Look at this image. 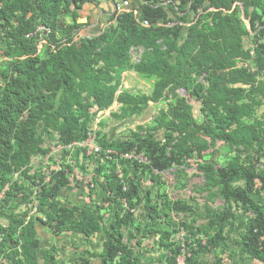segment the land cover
I'll return each mask as SVG.
<instances>
[{
    "label": "trees",
    "instance_id": "trees-1",
    "mask_svg": "<svg viewBox=\"0 0 264 264\" xmlns=\"http://www.w3.org/2000/svg\"><path fill=\"white\" fill-rule=\"evenodd\" d=\"M99 4L0 0V264H58L57 247L39 258L38 223L56 238L105 235L102 251L77 264H143L138 239L156 237L167 254L158 264H177L181 247L173 239L181 229L187 233L185 264H226L237 211L247 217L237 244L240 263L264 264V208L253 200L264 198V0H182L181 9L190 6L186 14H170L159 0H141L140 17L151 28H141L131 11L112 14L108 29L83 37L88 25L79 23L82 13ZM42 40L51 46L48 55L39 53ZM132 51H142L138 62ZM128 72L154 81L152 94H119ZM161 102L168 110L125 141H111L106 121L96 122L114 103L120 109L110 116L123 122ZM90 134L98 153L79 147ZM53 147L60 148L58 164ZM219 149L228 155L224 168L203 162ZM126 154L147 162L124 159ZM45 159L56 166L49 175ZM88 167L93 188H81L75 171L86 175ZM129 167L159 183L173 170L176 176L195 172L204 182L197 192H210L208 202H223L220 217L198 214V205L166 194L154 202ZM76 187L91 204L58 205L62 190ZM99 189L104 197L95 201ZM150 198L151 227L145 230L132 211ZM36 202L45 221L32 214ZM177 216L191 220L176 222ZM229 252L230 258L236 254Z\"/></svg>",
    "mask_w": 264,
    "mask_h": 264
},
{
    "label": "rangeland",
    "instance_id": "rangeland-1",
    "mask_svg": "<svg viewBox=\"0 0 264 264\" xmlns=\"http://www.w3.org/2000/svg\"><path fill=\"white\" fill-rule=\"evenodd\" d=\"M116 1L121 2V0H116ZM101 2H103V4L104 5L106 4L105 6H107V3L105 0H101ZM131 2H135L134 3L135 5L132 3L133 8H136L138 6V3L136 0H131ZM87 8H88V6L85 8V10ZM189 8H190V6H189ZM97 9H98V6H96L94 9H92V11H95ZM182 9L184 11V14H186L185 11L188 10L187 6H184ZM85 10H84V12H85ZM89 10H91V9H89ZM66 22L69 23L70 21L65 19L64 23H66ZM79 23H81V24L84 23V19L81 18L79 20ZM108 23H111V22L108 21ZM84 24H86V23H84ZM245 24L247 25L248 28H250L248 21H246ZM100 28L102 29V28H104V26H101ZM185 28L186 29L189 28V25L185 26ZM249 44H250V41L246 40L245 45L248 46ZM50 48H51V46L47 45V42L42 40V42L40 43V45L38 47L39 53L44 50V53H42V54L48 55L50 53L49 52ZM139 58H140V56H136V55H134V57H133L134 60H138ZM122 80H123V87H122V90L119 92V94H122L123 92L124 93L127 92V93L135 95V96H140V95L141 96L142 95L150 96L153 92L154 81L143 79L141 76H139L135 72L125 73L123 75ZM148 105H149V107L144 111L142 116H137V117H134L132 119H127L123 122H119V121L114 120L110 116L112 113H118L119 109H120V105H117L114 103L111 109H109L108 111L100 112L98 114V118H97L96 122L102 121V120L106 121L107 127H106V130L104 131V134L109 139H112V140L117 139L118 141H125L127 138L130 137V135H129L130 132H135L137 130V127H139V126L146 127V126L151 125L152 120L158 116L160 111H167L168 110V105H167V103H164V102L163 103L161 102V103H158L155 105L152 103H149ZM193 105L195 106V111H198L199 110L198 105L194 104V103H193ZM94 129H97V127H95ZM141 136L142 137L144 136V132L141 133ZM219 151H217V154L215 156L206 157V159L203 162H211L213 164H216V168H218V169L224 168L227 165L228 155L225 154L223 152V150H221V149H219ZM59 152H60L59 148L58 149L54 148L52 156L54 158L55 164H58L61 161V154H58ZM145 159L146 158L141 157L140 159H136V160L140 163H145ZM42 162L45 163L44 164V172L47 175H49L52 171H54V168H56L55 165H51V167H50V165L47 164L48 163L47 159L43 160ZM34 163L35 162L31 161V165ZM39 164H41V161H39ZM88 171H89V174H86V175H83L81 172L79 173L78 171H75L76 177H78L79 180L82 181L81 184L78 183L81 188L85 187L87 189V188H90V186H92L91 182H90L91 181L90 173H92V167H90V168L88 167ZM176 171L177 170H173L171 172H167L165 174H162L163 176H160V179H159L160 183L153 181L151 178H149L147 175H145V173H143L140 170L136 171L135 176L138 178L137 183L140 184V186L145 191L146 190L154 191L153 193L151 191V197L153 198L154 202L158 199V195L166 194L172 201H175V200L187 201L194 208H196V205H198V208L200 209L198 211V214H201V213L203 215H204V213L207 215L208 214H214L216 218H219L220 217L219 216L220 210H221V207L223 205V202H221L217 197H214L213 201L208 202L207 199H208L209 194L211 195L210 192H209V194L208 193L207 194H200L197 192V189H200L204 185L203 179L199 176H196L195 175L196 173L193 171H188L186 177L183 175L176 176ZM149 175H150V173H149ZM47 181H48V179H47ZM155 186H157V187H155ZM80 187H76V188L79 191H81ZM154 187H155V189H154ZM26 190L28 193L31 192L30 188H27ZM212 193L213 194L217 193V190L215 189L214 192H212ZM253 198L256 199L257 201H259V203H261L259 200L260 198H258L256 196H254ZM149 200L151 201V203H153L151 198ZM89 204H90V201H89ZM141 211H142V209L140 211H136L137 214L133 213L137 217L140 216V222H142V217H143V215H140ZM236 213H237L236 214L237 219H235V220L237 222H241L243 219H245L246 216L241 211H237ZM180 219L183 220L184 218L182 216L175 217L176 222H178ZM202 219H203V217H202ZM202 219L196 218L197 222L198 221L202 222L204 220V219L203 220ZM184 220H191V219H190V217H188V218L185 217ZM236 221H235V223H236ZM150 227H151V222H150L148 229ZM142 234H145V230L142 231ZM180 236H181V234L178 233V235L173 239V242H175V243L180 242V240L178 239ZM156 239H157V237H156ZM145 240H143L141 247H143L144 243H145V246H148L149 244H151V242H153V240L151 241V239H148L149 241L147 239H145ZM228 240H229V243L231 244L232 241L234 240V237L232 235H230V237H228ZM232 244L234 245V243H232ZM232 259L233 258L225 256V260H226L227 264H241L239 257L235 256L234 259L233 260Z\"/></svg>",
    "mask_w": 264,
    "mask_h": 264
},
{
    "label": "crops",
    "instance_id": "crops-1",
    "mask_svg": "<svg viewBox=\"0 0 264 264\" xmlns=\"http://www.w3.org/2000/svg\"><path fill=\"white\" fill-rule=\"evenodd\" d=\"M171 1L175 2L176 4H179V2L182 0H171ZM132 3L134 4L135 2H132ZM105 5L100 0L99 5H90L85 10V12L82 13L81 17L84 19V23L86 24L88 23V33L91 32V34L96 35L101 30L105 31L106 29H108L109 25L111 24V23H108V21L113 13V4L109 2L107 3V6ZM96 6H98V9L95 11H92V9H94ZM101 26H104V28L101 29L100 28ZM110 140L112 141V139ZM128 171L130 174H133V175L136 174V171L131 167L128 168ZM153 192L154 191H152V193ZM103 197H104V192L101 189H99V191L96 194H94L95 201L101 200ZM258 198H260L259 200L261 203H259V201H257L254 198L253 200L264 208V198L262 197H258ZM148 200L146 199L144 205L141 207L142 211L140 212V215H143L142 223H143L145 230H147L150 225L149 214H148V204H149ZM57 203L63 208H71V207L81 206L83 204H89V200L87 199V197L84 195L83 192L75 188L73 189L69 188V189L62 190V192L60 193L57 199ZM17 204L19 206L21 205L19 201H17ZM246 219L247 217H245V219H243L241 222H237L235 220L236 221L235 233L232 235L234 237V240L232 241L234 245L232 243L231 244L229 243L228 237H230V235H228L227 243L229 245V250L225 251V254L223 255L224 260H225V256H228L230 254L229 251L236 252L235 256L239 257V259L242 258L243 254L240 252V249L238 248L237 244H238V241L240 240V235L244 231ZM109 222H110V217H108L106 220V227L108 228H109ZM199 223L204 224L205 222L199 221ZM37 233H38V238L40 241L39 258L40 259L42 258L43 252L45 250H50L53 247H57L59 250V253L57 256L58 264H77L80 262L82 257L88 256L89 254L100 253L105 243L104 234L97 235L91 239H86L79 235H73V234H65L61 237L56 238L52 236V234L50 233V230L46 226L42 225L41 223L37 224ZM148 239L149 238H147V240ZM139 240L143 241V238H139L138 241ZM152 240L153 242H151V244H149L148 246H145V243H144L143 247L141 248V259H142L143 264H158L161 261H163L167 256V254L164 251H160L158 247L155 245V241H157L158 239L152 238L151 241ZM202 258L206 259L207 256H202ZM2 264H11V263L5 262ZM95 264H99V261L95 262Z\"/></svg>",
    "mask_w": 264,
    "mask_h": 264
},
{
    "label": "built area",
    "instance_id": "built-area-1",
    "mask_svg": "<svg viewBox=\"0 0 264 264\" xmlns=\"http://www.w3.org/2000/svg\"><path fill=\"white\" fill-rule=\"evenodd\" d=\"M136 1L138 3V6L136 8H133L131 0H121V2H117V1L111 0V3L113 4V13L112 14H116L118 16V15H122V14H125V13H129L131 11H134V15H135V17H136V19H137V21L139 23V26L141 28H144V29L151 28L152 25L148 21L142 20V18L140 17V14H141V12H140L141 0H136ZM159 4H161L163 7L167 8V11L170 14H172L173 12L177 13V12L183 11V9H181L178 4H176L175 2H173L171 0H159ZM186 6H187V8L189 7L188 4ZM189 11H188V13H189ZM193 17H194V13L190 14V19L191 20L193 19ZM158 26H162V23H158ZM42 31H44V30H42ZM141 53H142V51H132L133 57H134V55L141 56ZM139 60H140V58L138 60H134L133 59V61H137V62ZM79 146L80 147L89 148V150H90L89 153H91V152L98 153L99 150H100L99 147L95 143V136L93 134H90V138H89V140L86 143H83V144H81ZM108 153H113V152L110 151ZM123 158L127 159V160H130L132 158L140 159L141 157L140 156H133L132 154L131 155L130 154H126V155L123 156ZM90 188H93V186H90ZM125 208H127V207H125ZM32 209H33L32 213L34 215H38V209H37V205L36 204L33 205ZM132 213L137 214L136 211H132ZM42 220L45 221L44 218H42ZM179 234H181V236L178 238L180 240V242H178V244L181 247V252H180L181 254L177 257L176 263L177 264H185L186 251H185L183 242H184V238H186V236H187V233L183 229H181L179 231Z\"/></svg>",
    "mask_w": 264,
    "mask_h": 264
},
{
    "label": "clouds",
    "instance_id": "clouds-1",
    "mask_svg": "<svg viewBox=\"0 0 264 264\" xmlns=\"http://www.w3.org/2000/svg\"><path fill=\"white\" fill-rule=\"evenodd\" d=\"M81 24V23H80ZM84 24V23H83ZM86 25H88V24H86ZM104 30H101L100 32H103ZM99 32V33H100ZM98 33V34H99ZM98 34H96V36H98ZM92 35H94V34H91V33H88V29L86 30V33H84L83 34V37H89V36H92ZM95 36V35H94ZM90 38V37H89ZM81 145V144H80ZM80 147V146H79ZM60 149V148H59ZM49 179V178H48ZM34 204H36L37 205V202L36 203H34ZM34 204H32V206H30V208H31V210H32V212H33V209H32V207H33V205ZM37 209H38V205H37ZM33 214V213H32ZM34 215V214H33ZM41 219L43 218L42 216H40V215H38ZM244 264H249V262H246V263H244Z\"/></svg>",
    "mask_w": 264,
    "mask_h": 264
},
{
    "label": "bare ground",
    "instance_id": "bare-ground-1",
    "mask_svg": "<svg viewBox=\"0 0 264 264\" xmlns=\"http://www.w3.org/2000/svg\"><path fill=\"white\" fill-rule=\"evenodd\" d=\"M147 162V159H145V163ZM82 177V176H81ZM76 178H78V177H76ZM79 179V178H78ZM47 182H49V179H48V181Z\"/></svg>",
    "mask_w": 264,
    "mask_h": 264
},
{
    "label": "flooded vegetation",
    "instance_id": "flooded-vegetation-1",
    "mask_svg": "<svg viewBox=\"0 0 264 264\" xmlns=\"http://www.w3.org/2000/svg\"><path fill=\"white\" fill-rule=\"evenodd\" d=\"M244 18V17H243ZM244 22H246V20H244ZM247 26V25H246Z\"/></svg>",
    "mask_w": 264,
    "mask_h": 264
}]
</instances>
